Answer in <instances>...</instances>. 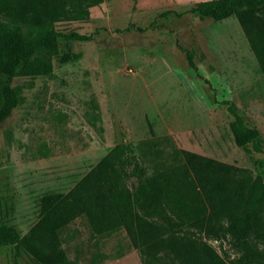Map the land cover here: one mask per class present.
Masks as SVG:
<instances>
[{
  "label": "rangeland",
  "instance_id": "374dc122",
  "mask_svg": "<svg viewBox=\"0 0 264 264\" xmlns=\"http://www.w3.org/2000/svg\"><path fill=\"white\" fill-rule=\"evenodd\" d=\"M199 1L104 0L88 21L59 24L91 40L63 48L52 73L13 79L18 104L0 128V210L21 236L46 191L69 190L119 142L153 139L159 150L186 149L264 177V146L234 143L222 103H235L264 140V76L237 19L199 18L189 11ZM5 80L0 74V106ZM61 236L65 264H141L124 229L94 235L79 217ZM208 242L235 256L227 239ZM14 259L13 246L0 247V264H47L24 251Z\"/></svg>",
  "mask_w": 264,
  "mask_h": 264
},
{
  "label": "trees",
  "instance_id": "16d2710c",
  "mask_svg": "<svg viewBox=\"0 0 264 264\" xmlns=\"http://www.w3.org/2000/svg\"><path fill=\"white\" fill-rule=\"evenodd\" d=\"M104 0H0V128L18 104L15 77L48 75L70 43L91 40L60 23L85 22ZM199 18L234 16L264 76V0H203L189 8ZM66 52L62 62L70 60ZM188 63L193 66L190 53ZM234 143L264 146L257 128L230 101ZM153 139L119 142L66 192L39 199L37 220L23 236L0 210V247L14 260L28 252L47 264H65L62 230L84 218L94 235L124 229L141 264H264V177L249 169L182 148L157 149ZM227 239L225 259L208 242Z\"/></svg>",
  "mask_w": 264,
  "mask_h": 264
}]
</instances>
